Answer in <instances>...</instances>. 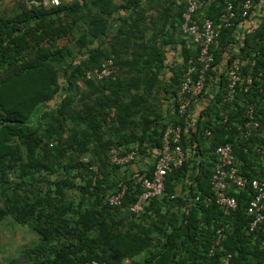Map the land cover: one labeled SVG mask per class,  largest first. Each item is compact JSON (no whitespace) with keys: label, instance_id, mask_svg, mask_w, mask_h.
I'll return each instance as SVG.
<instances>
[{"label":"trees","instance_id":"1","mask_svg":"<svg viewBox=\"0 0 264 264\" xmlns=\"http://www.w3.org/2000/svg\"><path fill=\"white\" fill-rule=\"evenodd\" d=\"M15 1L0 15V223L10 218L38 240L6 264H224L228 255L227 264H264L262 237L246 233L251 191L232 192L237 209L225 217L210 185L214 148L224 143L232 145L242 176H264L258 152L264 145V0H256L246 19L242 0H214L196 11L217 20L231 2L235 18L212 48L214 63L195 106L202 117L193 126L178 117L176 103L166 115L151 98L161 86L165 49L179 42L182 50V66L170 69L173 98L188 60L196 59L181 31L185 0H61L55 7ZM233 58L242 62V82L225 99L227 79L218 64ZM107 59L113 74L97 79ZM246 75L252 84L244 91ZM206 90L216 91L215 101L202 100ZM247 107L259 127L245 140ZM170 123L183 128L185 160L166 175L162 196L134 217L128 206L138 189L126 181L131 167L112 164L109 151L134 150L132 167L148 174ZM121 181L128 185L124 200L110 206L106 196ZM186 183L187 195L177 196ZM217 227L223 231L216 244Z\"/></svg>","mask_w":264,"mask_h":264},{"label":"built area","instance_id":"2","mask_svg":"<svg viewBox=\"0 0 264 264\" xmlns=\"http://www.w3.org/2000/svg\"><path fill=\"white\" fill-rule=\"evenodd\" d=\"M214 0H185V10L181 15V31L183 33L185 44L188 48H196L195 61L188 60V67L184 72L181 82L178 86L176 97V110L178 117L186 119L187 125L191 126L193 121L189 109L196 112L195 106L200 100V96L205 90L206 73L214 63V55L212 48H217L220 31L225 27H233V19L235 13L233 5L228 2L225 12H223L217 20L208 17H196V11L204 4H209ZM61 0H44L45 6H58ZM256 0H242L241 19H246L252 11ZM264 47V40H263ZM264 53V49H263ZM222 59L224 66L218 64V68H222L227 79V94L225 99L233 98L236 93V86L241 81L242 62L239 58H233L228 63ZM195 63V64H194ZM113 62L110 59L101 63L99 71L95 74L97 79H103L113 74ZM89 78V75H87ZM218 82V80H216ZM244 91H247L252 84L250 75L244 78ZM201 102V100H200ZM226 121L224 117L223 122ZM259 122L255 119L254 110L247 107L245 111V121L241 128L240 137L247 140L252 131L257 130ZM210 137V131L205 132ZM183 128L180 125L168 124L162 131L160 147L156 149V154L147 168L150 172L147 174L141 172L137 167H132V163L136 160L137 153L132 150L124 155H120L115 148L109 151V160L112 164L127 170L130 166V173L126 176V181L132 187L138 189V194L133 203L128 206L129 213L134 217L141 216L145 207L152 198L160 197L164 191L165 177L173 170L180 168L185 160V152L181 146ZM264 165V145L258 149ZM232 145L224 143L215 146L214 155L216 162L214 163L210 185L214 193V202L218 206L225 217L230 216L237 209V200L232 192L249 190L250 198L246 203L245 212L249 217L246 226V233L249 236L260 235L262 237V246H264V176L261 179H248L242 176L237 165L232 158ZM128 185L121 181L118 183L116 191L106 196V202L110 206H120L127 193ZM195 200H198L196 198ZM209 202L210 200L207 199ZM223 227H217L215 230V243L217 244L221 238ZM211 252V251H210ZM229 255L223 259V263L227 264ZM85 264H104L97 261H90ZM124 264H129L126 259Z\"/></svg>","mask_w":264,"mask_h":264},{"label":"rangeland","instance_id":"3","mask_svg":"<svg viewBox=\"0 0 264 264\" xmlns=\"http://www.w3.org/2000/svg\"><path fill=\"white\" fill-rule=\"evenodd\" d=\"M15 2H16L15 0L3 1L0 4V15H4L7 11H10L15 6ZM168 48H167L168 50L167 49L164 50L165 52V54L163 55L164 69L159 76L161 86L159 85L160 86V88H158L159 91L155 92V96L152 94L151 98H152V102L155 101V99L158 100V104L162 108L164 114L173 115L175 109V100L172 97L170 87L168 86L169 83L168 81L172 73V71L170 72V69L171 70L173 69L175 70L176 68L179 69L182 66L183 59H182L181 45L179 42L177 43V45H175V48L172 47H168ZM163 85H166L165 86L166 92L164 91ZM209 88L211 89L210 85H208L207 89ZM215 92L216 91L214 90L212 92L207 91V95L205 96L206 99H202V100L204 102L210 101V103L211 101H215L216 98ZM214 103L216 104V102ZM203 105H205V107L208 106V104H203ZM190 111H191V115L193 114L192 118L194 122L198 121V119L202 117L201 116L202 114H200L201 112L193 113L192 108L190 109ZM120 172L122 173V171ZM187 184L188 183L185 184V188H183L182 186L181 192H180V187L177 188V196L182 195V193L186 194L188 192ZM37 240H38L37 235L34 232H32L27 226L14 224L12 220H10V218L4 219L0 223V264H6L7 260L10 259L11 257L16 256V254L19 252L21 248L27 245H31L32 243L37 242Z\"/></svg>","mask_w":264,"mask_h":264}]
</instances>
